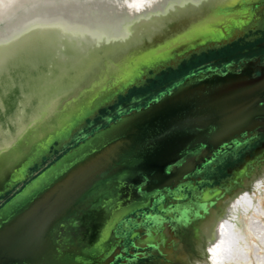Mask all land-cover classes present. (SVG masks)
Returning a JSON list of instances; mask_svg holds the SVG:
<instances>
[{
    "label": "water",
    "instance_id": "95a60500",
    "mask_svg": "<svg viewBox=\"0 0 264 264\" xmlns=\"http://www.w3.org/2000/svg\"><path fill=\"white\" fill-rule=\"evenodd\" d=\"M243 3L229 10L219 0H137L110 8L108 16L84 35L82 46L75 48L79 52L92 46L90 54L83 52L88 64L82 73L98 72L92 89L78 107L62 111L58 130L47 129L41 142L92 114L94 95L109 82L108 93L126 88L143 77L147 68H157L174 53L215 37L228 27V12L250 4ZM58 39L59 45L69 42ZM34 41L31 38L29 43ZM41 60L47 57L43 54L37 59ZM15 67L16 82L19 78L24 85L23 71ZM40 67V73L48 76L51 64L27 70L22 66L29 76ZM16 84L12 97L18 96L21 108H6L16 111L0 119L4 124L0 149L4 139L15 136L32 103L33 89L24 86L19 95ZM263 99L262 76L197 72L95 129L0 205V264H109L117 222L164 184L168 166L196 147H216L248 127L256 114L264 112L258 108ZM25 166L24 160L9 166L0 192L27 178ZM86 241L92 246L86 248Z\"/></svg>",
    "mask_w": 264,
    "mask_h": 264
},
{
    "label": "flooded vegetation",
    "instance_id": "af4514ba",
    "mask_svg": "<svg viewBox=\"0 0 264 264\" xmlns=\"http://www.w3.org/2000/svg\"><path fill=\"white\" fill-rule=\"evenodd\" d=\"M250 2H252V6H246L237 12H228L226 14L228 27L220 30L215 37L197 42L188 50L174 53L171 58L157 68H147L143 77L138 78L126 88L111 90L101 101L94 103L95 110L89 117L85 116L77 124L80 125L83 121L73 135L71 132L75 128H69L43 143L42 148L45 155L37 161H32L29 165L26 164L25 171L28 175L26 179L10 183L0 192V200L4 198L0 205L32 176L88 135L85 134V130L91 127V119L102 108L113 104L116 97L130 86H140L143 82L141 79H146L164 67H177L185 63L186 60L187 63L196 60L189 58L190 55H203L207 52L211 55L208 60H204L206 64L195 71H190L182 76V70H179L175 74V79L173 78L172 85L159 91L157 95L151 96L141 105L166 93L185 77L197 72H235L264 78V0ZM96 96L94 95V97ZM258 108H264V99ZM115 118H110L109 121ZM86 123L88 124L84 127ZM107 123L96 126L92 131ZM247 126L234 133L231 138L225 139L221 145L196 147L170 164L169 172L163 181L164 184L162 183L163 185L151 193L145 204L136 206L117 222L114 229V249L110 257L113 258L115 253L121 251L119 245L123 239L117 236L116 230L131 229L130 236L136 234L142 236L141 231L146 228L141 225L143 220L147 219L153 223L151 231L146 233L145 238L137 239L135 244L130 243L129 248L124 250L126 264H235L233 260L224 258L217 247L210 246L215 239L212 236L209 237L208 233L214 220L225 217L234 220L232 216L228 215L225 206L236 193L241 191L251 193L250 189L257 187L256 177L259 174L264 178V112L256 114L251 124ZM44 157L49 159L46 163L41 164ZM176 186H180L182 190L176 191ZM161 197L165 200L157 203ZM153 209L169 215L168 219L175 221L179 232H172L171 222L163 220L158 216V213L152 211ZM245 222L247 224L243 222L244 230H247L248 219ZM238 228L236 229L241 231ZM246 230L242 233L248 238L250 235ZM132 240H135V237ZM248 242L250 246L247 249L249 259L243 263L257 264L253 258V241L250 243L248 240ZM138 245L144 246L142 249H138L136 248ZM149 247L150 249L146 250ZM133 248L136 249L134 253ZM126 251H130L131 254L127 259Z\"/></svg>",
    "mask_w": 264,
    "mask_h": 264
},
{
    "label": "rangeland",
    "instance_id": "374dc122",
    "mask_svg": "<svg viewBox=\"0 0 264 264\" xmlns=\"http://www.w3.org/2000/svg\"><path fill=\"white\" fill-rule=\"evenodd\" d=\"M9 1L10 0H5V2L7 3H9ZM129 1L137 2V0H121V3L123 5V3L129 2ZM92 6L93 5L90 3V7ZM1 12H2V9H1V3H0V13ZM24 31H25V28H23L22 26H19L18 33L15 35L14 38L7 36L10 43H9V46L5 48V52L3 53L6 59L5 63L7 66L5 68H2L3 69L2 71L0 70V72L2 73L0 74V93L1 94L5 93L6 95L5 99L8 101H9L10 96L11 98H14L12 97L14 96V93H12V89H11L13 88L12 85H14V83H11V82H14L17 80L15 79L16 76L13 75L14 71L12 72V69L14 68V65L20 67V69L23 71V73L20 75V80H23L24 85L19 82V78L17 77L19 83L18 82L16 83H17V88H19L18 90L19 95H20L21 89H23L24 86L31 87L34 91V94L36 95V99H35L36 107L35 108L37 112L35 111L36 112L35 115L31 117L30 119L20 121V124L18 125L19 129L14 137L10 138L8 136V138L4 139L3 146L0 149V182L1 180L5 178L6 175H9L10 173L9 166L12 163H15L18 160H24L25 163L29 165L32 161H37L41 159L43 155H45V153L43 152L44 149L42 148L44 142H41L45 140V139L41 140L42 133H45L47 129L49 128L52 129L54 127L57 128L58 130V126L60 124L59 119H60V115L62 114V111L65 109L71 110V108L78 107V105H80L79 103L80 101L83 103L84 98L88 94V91L92 89L93 87L92 84L94 80H96V78L98 77V74H97L98 72L96 71L89 72L87 75L82 74L81 76H78V73H79L78 62H76L75 59H72V56H70L69 53H67V51L63 52V49L65 50V44L61 43L59 45L57 43L59 41L58 38L53 39L52 43L49 45V48H51L53 44L55 47L53 51H57V54H55V58L53 59V61L52 62L42 61V60L37 61V59L39 58L37 54L39 48L38 46H34V45L31 46L28 43L26 44V41H24L21 38L22 35L24 34ZM59 38L61 39L63 37H59ZM91 49H92V46L88 47L86 50H88L87 52L89 53ZM84 55H86V53ZM15 57H20V58L14 59ZM210 57L211 55L209 52L203 55L202 54L201 55H190L189 58L196 59V60L191 59L192 61H190L189 63H187L186 62L187 60H186L185 63H182L180 66H177V67H172V66L164 67L163 69L158 70L154 74L152 73L146 79H141V81L143 82L140 86H136V85L130 86L122 94L116 97L113 104L102 108L100 112H98L97 115L91 119L92 121L91 127L90 128L88 127V129L85 130V134L91 133L93 128H95L96 126L107 123V121H109L110 118L117 117L119 114L125 111H128L129 109H132V108H135L141 105L142 103L146 102L149 98H151V96L157 95L159 91L164 90L169 85H172L173 80L175 79L174 77H176L175 74H177L179 70H182L181 71L182 76L184 74L189 73L190 71H195L196 69L201 68L202 65H205L206 61L204 60L206 59L208 60ZM69 58L73 61L72 63H70V61L68 60ZM31 62H34L32 64H35V65H32ZM46 63L51 64V70H49L46 73L48 74V76L40 73L41 67L38 73L34 75H30V76L24 71V68L26 70L29 68H39L40 64L43 66V64H46ZM58 65H61V66L58 67ZM22 66L24 68H22ZM18 67H15V69L16 68L18 69ZM56 71H58L57 74L59 77L56 75ZM7 73L9 76L7 75ZM101 73L104 74V72H101ZM110 84L111 82L106 84L104 87V90H101L97 94V96L94 97L93 104L98 103L99 101H101V99L104 98V96L108 93L107 88ZM7 96H9V98ZM16 97L18 98V96ZM29 99L31 100V97ZM9 103H12V102H9ZM18 103L19 102L17 101L15 102L16 106ZM2 110L3 109H0V112H3ZM13 111L15 112L16 109H11V110L6 109V112L8 114L12 113ZM84 116L89 117L90 113H87ZM87 124L88 123L84 124V127ZM80 125H74V123L69 125L70 129L75 128L74 131L72 130L71 132L72 135L75 132H77V130L79 129L78 126ZM51 139H53V137ZM48 159L44 157L42 159L43 161L41 162V164L46 163ZM203 162H205V160H203ZM17 175H21V173L18 172ZM256 180L259 186L256 188H251L250 194H251V197L254 199L255 204L260 203L264 208V178H262L261 175L259 174L256 177ZM175 190L180 191L182 189L180 188V186H176ZM3 200L4 198L0 200V203ZM163 200L165 199L161 197L157 201V203L163 202ZM152 211L154 213H158L159 214L158 216H160L163 220H168L169 222H171L172 232L174 233L179 232V228L177 225H175L176 224L175 221H171L168 219L169 215H166L165 213L161 211H157L155 209H153ZM235 214H236L235 218L237 219V223L241 228V232H244L245 230H244V223H243V217L241 215V211L238 210ZM228 215L232 216L231 213H229ZM227 218L231 219L230 217H227ZM152 224L153 223L151 220H147V219L143 220V223L141 226L145 227L146 229L144 231H141L143 233L142 236L137 235V234L130 236L132 232L131 229L121 228L120 231L119 229L116 230L117 236L123 239L119 245V248L121 249V251L114 254L109 264H124L125 263L124 254H123L124 250L129 248L128 245L130 243L135 244V241L137 239H140L141 237L145 238L146 233H150ZM135 228H136V225H135ZM134 237H135V240H132L134 239ZM248 240L250 241V243H252V241L254 243L255 241L252 236L251 238L248 237L247 241ZM84 245L86 246V248H89L90 246H92V242L86 241ZM143 246L144 245H138V247L136 248L142 249ZM249 248L250 246L249 247L244 246L240 250L245 251L246 254L248 255L246 250ZM148 249H150V247L146 248V250ZM134 251H136V249L133 248V253ZM252 251H254V246H253ZM126 254L127 255L125 256L127 259V257L131 255L130 251H128Z\"/></svg>",
    "mask_w": 264,
    "mask_h": 264
},
{
    "label": "bare ground",
    "instance_id": "6f19581e",
    "mask_svg": "<svg viewBox=\"0 0 264 264\" xmlns=\"http://www.w3.org/2000/svg\"><path fill=\"white\" fill-rule=\"evenodd\" d=\"M245 1L250 3L247 6H251L252 2L250 1L252 0ZM219 2L225 5L229 10L240 8L244 4L243 0H236L235 2H233L232 0H219ZM0 3L2 9V12L0 13L1 71L3 70L2 68H5L7 66L5 63L6 59L3 55V53L5 52V48H7L10 43L7 36L14 38L18 33V27L22 26L23 28H25V31L21 38L26 41V44L28 43L31 46H38V57L44 54V57H47L46 61L48 62H52L55 58V54H57V51H53L55 48L53 44L52 47L49 48V45L52 43L53 39L63 37L66 40H69V42L67 41L68 43H64L65 50L63 49V52L67 51L70 56H76L75 58L77 59H75V61L79 64L78 76H81V74L87 67L88 62H86L85 64L86 56L84 57L85 53L83 52H85V49H87L89 46H86L85 49L79 52H77L75 48L78 49L79 46H82L84 35L86 33L90 34V32H92L91 26H94L95 23L105 19L106 16H108L106 14H108L107 11H110V8H117L122 6L121 0H10L9 3L5 2V0H0ZM90 3L93 5L92 7H90ZM100 13L101 15H99V17L94 18L96 14ZM31 38L37 39V41L29 43V40ZM69 51H71L75 55H72ZM88 54H90V52ZM68 60L70 61V63L73 62L70 58ZM57 73L58 71H56V75L58 76ZM0 74L2 73L0 72ZM11 83H14L15 85L16 81ZM11 89L13 91V88ZM5 96V93H0V108H3V112L0 113V119L6 115V108H21V101L18 100L19 103L16 106L15 97L12 99L11 96L10 98L9 96H7L9 98L8 101L5 99ZM35 99L36 95L33 93L30 100L32 101L30 105L31 108L29 107V112H27V116L24 118V120L30 119L37 112L35 108ZM2 121L3 120H0V126H2L3 128L4 124L1 123ZM256 184L258 187L259 184ZM250 195L251 194L246 191L236 193L230 199L228 203L229 205L227 204L225 206L227 213H231L234 220L227 217L214 220L213 224L210 226V231L208 233L209 237L212 236L215 239L210 246L213 245L215 248L217 247V249L221 251V254L224 258L233 260L235 264H240L243 262L246 263L249 259L246 252L240 250L244 246L249 247V243L247 241L246 235L242 234L241 231L236 229L239 227L238 229L241 230L240 226L237 223V219L235 218V213L238 210L241 211L244 223H246L245 220L248 219V228L247 230H245L248 232L250 237L252 236L255 240L253 243V258L257 264H264V208L260 203L255 204L254 199Z\"/></svg>",
    "mask_w": 264,
    "mask_h": 264
}]
</instances>
